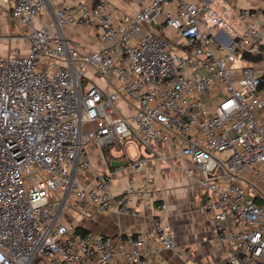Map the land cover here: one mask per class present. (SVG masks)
I'll return each mask as SVG.
<instances>
[{"label":"built area","instance_id":"obj_1","mask_svg":"<svg viewBox=\"0 0 264 264\" xmlns=\"http://www.w3.org/2000/svg\"><path fill=\"white\" fill-rule=\"evenodd\" d=\"M141 3L128 14L108 0H0L28 44L25 54L0 55V264H149L159 248L182 258L166 223L114 236L65 223L66 207L84 217L92 208L135 215L130 195L143 206L163 199L153 172L141 188L130 179L112 194L111 173L87 157L91 142L119 151L132 174L149 161L141 147L167 146L196 171L186 173L203 190L200 209L225 264H264V120L256 116L264 112V7ZM78 24L92 29L95 50L64 36Z\"/></svg>","mask_w":264,"mask_h":264},{"label":"crops","instance_id":"obj_2","mask_svg":"<svg viewBox=\"0 0 264 264\" xmlns=\"http://www.w3.org/2000/svg\"><path fill=\"white\" fill-rule=\"evenodd\" d=\"M80 0H49L52 7H59L64 3H77ZM117 5L128 14H135L142 6L141 0H108ZM241 9H254L264 7V0H228ZM0 11L8 13L0 6ZM14 23V30H10V25L5 19L0 17V37L6 38L3 46L0 47V55L8 54L15 49H19L22 54L28 50L27 42L21 37V29L17 22ZM13 29V28H12ZM19 30L20 33H19ZM64 36L71 42L77 44L85 51H93L97 48V43L93 37L90 27L83 24L67 26L64 28ZM264 43V37H263ZM264 96V93H262ZM257 118L264 120V112L257 111ZM111 150L103 152L96 144L89 143L86 146L87 157L90 161L94 158L96 171L111 173L110 189L112 194L117 195L126 192L132 179L135 188H141L145 183V173L153 172L152 189L160 191L163 199L148 201L143 206L139 195L132 194L128 204L137 210L135 215H124L113 209L97 210L92 208L89 215L84 217L78 212H72L69 222L65 223L70 227L80 226L87 233H95L104 236H114L117 234H139L150 231L158 223H166L170 226L175 241L183 256L177 257L174 253L157 249L149 256V264H225L227 259L226 251L218 242L216 233L209 225V218L200 207L203 202V190L187 175L191 170L196 175L194 167L186 160H176L170 155V150L163 144H156L147 149L140 148V153L148 158L144 171L132 174L131 171L121 166H111L112 162H120V155H111ZM96 158H95V156ZM166 157L164 162L159 161L156 156ZM92 166V164H91ZM81 180L85 184H91L93 177L90 171L81 173ZM165 203V208L161 209V204Z\"/></svg>","mask_w":264,"mask_h":264},{"label":"rangeland","instance_id":"obj_3","mask_svg":"<svg viewBox=\"0 0 264 264\" xmlns=\"http://www.w3.org/2000/svg\"><path fill=\"white\" fill-rule=\"evenodd\" d=\"M0 17L3 18V19H5V22H6L8 25L11 26V27H10V30L7 32V33H10V34H11V32H12L15 28H14V26H13V25H14L13 21H12V20L10 19V17H9V14H8L7 12L4 13V12L0 11ZM17 24H18V23H17ZM18 26H19L20 29H22L21 26H20L19 24H18ZM12 28H13V29H12ZM0 29H1V26H0ZM20 31H21V30H19V33H20ZM6 38H8V36L0 37V47L3 46V43H4L5 41H7V40H5ZM86 73H87V75L90 76V77H95V78H96V81H98L96 71H94V70L91 69V68H88L87 71H86ZM128 150H129L131 156H132V157H135V152H134L133 147L130 146V147L128 148ZM110 153H111V155H114V156H115V155H117V156L120 155V152H119V151H116L115 149H111ZM94 156H95V155H94ZM89 158H90V163L92 164V167L95 168V167H96V163L94 162V161H95L94 158H93V159H92L91 157H89ZM95 158H96V156H95ZM52 200H54V197H53ZM72 212L74 213V209H73L72 207H66V210H65V212H64V214H63V219H64V221L69 222V219L72 218V217H70V216H72Z\"/></svg>","mask_w":264,"mask_h":264},{"label":"trees","instance_id":"obj_4","mask_svg":"<svg viewBox=\"0 0 264 264\" xmlns=\"http://www.w3.org/2000/svg\"><path fill=\"white\" fill-rule=\"evenodd\" d=\"M250 60H251V61H258L259 58H253V59L250 58ZM105 153H106V150H105ZM76 231H77L79 234H81V235L87 233V232H86L82 227H80V226H76Z\"/></svg>","mask_w":264,"mask_h":264},{"label":"water","instance_id":"obj_5","mask_svg":"<svg viewBox=\"0 0 264 264\" xmlns=\"http://www.w3.org/2000/svg\"><path fill=\"white\" fill-rule=\"evenodd\" d=\"M123 163L120 161V162H112L111 163V166H121Z\"/></svg>","mask_w":264,"mask_h":264}]
</instances>
